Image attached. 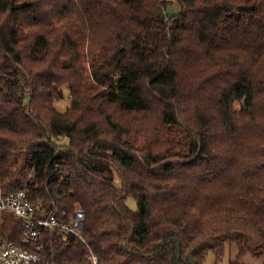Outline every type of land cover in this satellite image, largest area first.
I'll list each match as a JSON object with an SVG mask.
<instances>
[{"label": "trees", "instance_id": "1", "mask_svg": "<svg viewBox=\"0 0 264 264\" xmlns=\"http://www.w3.org/2000/svg\"><path fill=\"white\" fill-rule=\"evenodd\" d=\"M167 1L0 0L3 191L86 213V241L36 250L3 213L0 242L60 264L264 256V0Z\"/></svg>", "mask_w": 264, "mask_h": 264}, {"label": "built area", "instance_id": "2", "mask_svg": "<svg viewBox=\"0 0 264 264\" xmlns=\"http://www.w3.org/2000/svg\"><path fill=\"white\" fill-rule=\"evenodd\" d=\"M3 213H9L19 221L24 239L34 242L36 250L43 248L42 237L46 231L59 230L86 241L83 236L86 213L82 208H77L74 214H68L58 208L45 213L32 201L26 188L5 194L0 179V216ZM36 250L18 245L12 240H3L0 242V264H60L56 261L41 260V255ZM91 260L93 264L98 262L97 256L93 253Z\"/></svg>", "mask_w": 264, "mask_h": 264}, {"label": "rangeland", "instance_id": "3", "mask_svg": "<svg viewBox=\"0 0 264 264\" xmlns=\"http://www.w3.org/2000/svg\"><path fill=\"white\" fill-rule=\"evenodd\" d=\"M179 10H180V5L177 0H168L165 5L164 12L167 16H172L173 14L179 12ZM61 91H62V95L54 100V105L58 111L64 112L70 105L71 93L68 85H65ZM67 141L68 139L66 137H62L61 142H67ZM115 180H116V184L121 187L122 181L116 169H115ZM127 202L131 207H136V200L133 197L131 196L128 197ZM238 254H239L238 246L235 243H229L227 244L225 252L221 258H217L216 253L214 251L212 250L209 251L204 261V264H229L230 261L237 258ZM241 261L250 264H263L264 256L258 258L255 257L251 252H247L243 256H241Z\"/></svg>", "mask_w": 264, "mask_h": 264}]
</instances>
